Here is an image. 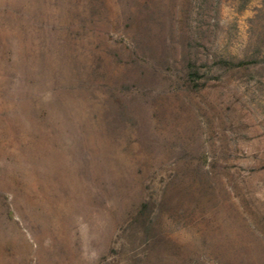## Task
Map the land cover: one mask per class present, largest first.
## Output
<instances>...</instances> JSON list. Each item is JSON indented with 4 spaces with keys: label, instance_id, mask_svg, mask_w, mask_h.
Masks as SVG:
<instances>
[{
    "label": "rangeland",
    "instance_id": "1",
    "mask_svg": "<svg viewBox=\"0 0 264 264\" xmlns=\"http://www.w3.org/2000/svg\"><path fill=\"white\" fill-rule=\"evenodd\" d=\"M0 264H264V0H0Z\"/></svg>",
    "mask_w": 264,
    "mask_h": 264
}]
</instances>
